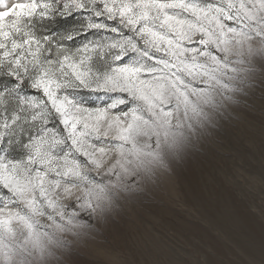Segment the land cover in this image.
Segmentation results:
<instances>
[{
    "label": "snow or ice",
    "instance_id": "1",
    "mask_svg": "<svg viewBox=\"0 0 264 264\" xmlns=\"http://www.w3.org/2000/svg\"><path fill=\"white\" fill-rule=\"evenodd\" d=\"M257 33L264 0H0V264L26 250L17 225L35 247L41 228L95 212L91 194L71 206L58 194L62 182L96 183L80 165L94 167L105 142L157 155L135 140L146 120L166 124L177 107L146 83L158 66L171 67L182 91L210 95L228 87L218 73L231 45ZM125 73L139 74L140 87L111 83Z\"/></svg>",
    "mask_w": 264,
    "mask_h": 264
},
{
    "label": "rangeland",
    "instance_id": "2",
    "mask_svg": "<svg viewBox=\"0 0 264 264\" xmlns=\"http://www.w3.org/2000/svg\"><path fill=\"white\" fill-rule=\"evenodd\" d=\"M226 60L218 75L228 87L214 84L210 95L182 91L171 67L158 66L146 83L177 107L166 124L146 120L135 140L136 149L156 144L157 155L105 142L94 167L80 165L96 183L62 182L58 194L67 206L91 194L95 212L41 228L35 247L17 225L27 245L12 264H264V34L232 44ZM140 80L125 73L111 83Z\"/></svg>",
    "mask_w": 264,
    "mask_h": 264
},
{
    "label": "bare ground",
    "instance_id": "3",
    "mask_svg": "<svg viewBox=\"0 0 264 264\" xmlns=\"http://www.w3.org/2000/svg\"><path fill=\"white\" fill-rule=\"evenodd\" d=\"M193 191V190H192ZM191 194V193H190ZM197 196V195H196ZM208 221V220H207ZM182 222V221H181ZM224 223V222H223ZM244 224V223H243ZM245 227H249L247 224H244ZM244 229V228H243ZM246 229H249V228H246ZM248 231V230H247Z\"/></svg>",
    "mask_w": 264,
    "mask_h": 264
}]
</instances>
